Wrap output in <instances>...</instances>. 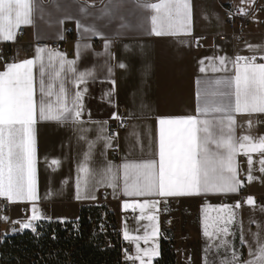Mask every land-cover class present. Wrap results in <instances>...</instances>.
I'll return each mask as SVG.
<instances>
[{"label":"crops","instance_id":"crops-1","mask_svg":"<svg viewBox=\"0 0 264 264\" xmlns=\"http://www.w3.org/2000/svg\"><path fill=\"white\" fill-rule=\"evenodd\" d=\"M159 0H32L33 24L22 25L25 33L21 40L16 39L0 43H7L11 47L13 60L19 62L34 58L36 49L44 51L47 74L55 75L59 64L53 55V63L48 64L50 53L64 54L67 60L76 62L78 71H92L96 79L89 78L86 84L80 85L87 89L83 93V113L81 122L74 125L71 121L57 123L45 121L37 116L33 125L35 168L37 194L36 207L42 213L40 221H75L79 210L87 205H104L116 216L120 238L134 254L135 247L129 240H125L124 231L130 236L143 237L145 231L151 233V222L147 219H137L140 209L133 211L124 209L125 201L158 200L157 209H145L146 215H155V222L159 229L160 219L168 202L181 198L190 205V217L193 224L187 228L191 233L190 253L193 254L192 264H224V260H231L232 247L241 260L250 259V245L254 251L257 247L253 234H258L264 242V208L263 203L255 206L243 205L235 209V224L231 226L234 233L228 237L232 242L228 251L221 247L219 250L210 247L215 240L210 241L203 235L202 208L211 217H216L220 209L212 206L224 205L213 197L226 194H201L184 197H126L123 195V171L119 166L125 161H141L155 159L158 161V117L199 116L197 112V81L213 80L230 75L229 73L211 71V61L200 60L205 57L226 55L234 58L236 55L257 56V62H264L259 57L264 55V8L257 11L250 9L253 21L249 27V34L243 42L236 43L231 38L219 40L217 38L205 40L201 50L193 48V38L197 35L218 34L227 30L224 23L222 9L225 4L241 7L240 0H191L192 19L191 34L166 35L157 37L151 34V9L141 7L143 4L158 3ZM257 0H255L256 4ZM264 5V0H261ZM254 4V5H255ZM247 7V5H244ZM81 7L87 12L82 13ZM260 20H263L261 23ZM63 21V23H61ZM77 21L84 27H95L104 38L92 36L84 32V28H77ZM71 26L79 33V40L65 42L66 52H49L42 45H33V41L63 40L64 27ZM105 38L109 42V49L104 48ZM99 41L100 45H96ZM79 44V48L77 47ZM89 45L90 47H85ZM248 45L254 46L249 50ZM127 46V47H125ZM114 54V57L113 55ZM124 63L121 69L118 64ZM218 63V62H217ZM5 62L0 66L3 70ZM206 67L201 73L200 67ZM111 67V74L108 68ZM231 70V65L228 66ZM36 85V98L39 99V61L33 68ZM71 73H62L61 78L71 92L76 89L71 80ZM115 81V86L109 82ZM59 84L54 82V91H58ZM111 90L110 95H106ZM55 99V97H53ZM212 99V98H210ZM118 112L121 117L129 120V126L119 132L118 137L112 138V147L105 149L102 137L107 136V128L112 119V113ZM131 118H129V114ZM235 120L234 136L239 139L243 135L254 138L264 136V113H231ZM222 114L209 113L204 119H220ZM104 122H107L104 124ZM250 122V123H249ZM227 121L225 120V125ZM103 125V128H101ZM134 126V128H133ZM135 135H130L131 132ZM83 135L85 139H80ZM88 141L94 143L91 149L89 167L99 171L107 164H112L117 174L114 189L99 187L96 199H76L77 165L83 161L84 153L89 152ZM253 157V175L258 180L247 182L250 192L257 193L264 190V175L259 171V154L251 153ZM57 160L58 164L52 161ZM242 169L241 176L247 172V159L237 156ZM233 195V194H227ZM201 197H212L207 204H200ZM13 203V202H12ZM11 210L14 221H26L32 215L30 202H15ZM209 207H205V206ZM234 205V204H229ZM24 209V213L22 212ZM133 213V215H131ZM223 214V213H221ZM188 220L186 222H188ZM39 222V221H38ZM36 223V222H34ZM20 226V224L18 223ZM211 231V228L209 229ZM241 234L247 243L241 244ZM141 248H157L158 255L152 258L151 264L159 257L160 244L158 234L146 245L143 239L138 241ZM208 249L206 252L205 249Z\"/></svg>","mask_w":264,"mask_h":264},{"label":"snow or ice","instance_id":"snow-or-ice-1","mask_svg":"<svg viewBox=\"0 0 264 264\" xmlns=\"http://www.w3.org/2000/svg\"><path fill=\"white\" fill-rule=\"evenodd\" d=\"M240 15H248L255 0H240ZM244 5H247L245 7ZM141 7L151 9V34L157 37L191 34L192 3L191 0H159L158 3L143 4ZM80 11L87 10L81 7ZM32 0H0V40L11 41L16 31L22 25L33 24ZM230 17L233 13H229ZM63 23V21H61ZM84 28L92 36L104 38L94 26L84 27L77 21V28ZM200 38L197 37V46ZM109 42L105 38L104 48L109 49ZM79 48V44H77ZM85 47H90L85 45ZM127 47V46H125ZM254 46L248 45L249 50ZM44 49L37 48L34 58L19 62H5L0 70V198L9 202L32 203L31 213L26 221H12L19 223L20 229H31L34 233V222L40 221L41 211L36 207L37 194L35 148L33 125L37 116L45 121L63 123L71 121L74 125L81 122L84 109L83 93L80 85L86 84L88 79H96L92 71H78L76 62L67 60L64 54L50 53L48 64L53 63V55L59 64L55 75L47 74L46 65L41 53ZM114 57V54H112ZM264 60V55L259 57ZM39 61V99L36 98V85L33 68ZM211 61L209 65L214 73H229L224 77L213 80L197 81V112L199 116L207 117L209 113L222 114L220 119H201L199 116L158 117V161L155 159L141 161H125L119 168L123 171V195L126 197H184L201 194H239L244 187V181L253 182L259 177L253 175V157L251 153L260 156L258 171L264 175V136L254 138L243 135L239 139L234 136L235 120L231 113H264V62H257V56L236 55L230 58L226 55L205 57L200 60ZM218 62V63H217ZM231 65V70L229 69ZM118 66L123 69L124 63ZM108 73L112 69L109 67ZM200 72H206L201 66ZM62 73H71L75 91L71 92L61 78ZM54 82H58V91H54ZM115 86V81H109ZM111 90L106 95H110ZM55 97V99H53ZM212 98V99H210ZM131 113L129 118H131ZM112 119L119 120L124 127V117L118 112L112 113ZM225 120L227 124L225 125ZM107 122H104L106 124ZM250 123V122H249ZM103 128V125H101ZM134 128V126H133ZM130 135H135L131 132ZM102 137L105 149L112 147V138ZM80 139H85L83 135ZM89 152L84 153L83 161L77 165L76 199H96L99 187L114 189L117 174L112 164L97 171L89 167L91 149L94 143L88 141ZM238 155L247 157V172L241 176L242 169L237 161ZM58 164L57 160L52 161ZM160 201L143 200V202L125 201L123 208L140 209L139 220L147 219L151 222V233L145 231L143 237L130 236L124 231L125 240H129L135 247L134 254L126 251V260L131 264H151L152 258L158 255L157 248H141L138 241L143 239L147 245L152 237L158 234L155 215H146L145 209H157ZM252 196L243 201L237 200L234 205L212 206L220 209L216 217H211L202 208L203 235L215 242L210 247L217 250L223 247L227 252L232 242L228 239L234 235L231 226L235 224V209L243 205L255 206ZM209 207V206H205ZM264 211V208L261 209ZM223 213V214H221ZM5 222L9 218L0 217ZM63 222V220H61ZM211 228V231L209 230ZM257 247H250V259L241 260L232 247L231 260L225 259L224 264H264V242L258 234H253ZM241 244L247 243L241 234ZM207 252L208 249L206 248Z\"/></svg>","mask_w":264,"mask_h":264},{"label":"trees","instance_id":"trees-1","mask_svg":"<svg viewBox=\"0 0 264 264\" xmlns=\"http://www.w3.org/2000/svg\"><path fill=\"white\" fill-rule=\"evenodd\" d=\"M43 223L35 233L23 230L0 243V264H119L124 242L116 217L104 205L82 206L77 220L62 222L64 230L60 221ZM166 257L160 247L154 263L163 264Z\"/></svg>","mask_w":264,"mask_h":264},{"label":"built area","instance_id":"built-area-1","mask_svg":"<svg viewBox=\"0 0 264 264\" xmlns=\"http://www.w3.org/2000/svg\"><path fill=\"white\" fill-rule=\"evenodd\" d=\"M261 0H257L254 8L258 11L264 8V5L260 3ZM240 7L232 5V4H225L223 6V18L225 23L228 26L227 33L219 34L218 38L224 40L226 38V34L232 37L234 42L240 43L243 42L249 34V26L253 21L252 12L249 11L248 15H240L239 13ZM233 13L230 17L229 13ZM262 23L263 20H260ZM25 33V27L21 26L16 31V39L21 40ZM65 38L63 40H45V41H33L32 46L35 45H42L45 49L49 52L52 51H59V52H66L71 54L70 51L67 50L65 47V42L70 40H79L80 36L79 33L71 26L64 27ZM199 37V46H197L196 38ZM210 37L213 39L215 37L214 34L204 36V35H197L193 38V48L195 50H201L205 46L206 38ZM96 45H100V42L97 41ZM13 53L11 51V47L7 43H0V66L4 62H9L13 60ZM125 118V117H124ZM129 126V120L127 118L124 119V127L120 126L119 120H113L109 123L107 128V136H112L113 133L121 132L125 130ZM118 136L113 137V139L117 138ZM241 158L247 159L246 156L241 155ZM252 196L255 201L259 203L264 202V190L252 193L250 192L249 186L247 181H244V187L239 192V194L233 195H223L213 197L217 199L221 204L229 205L235 204L237 200L243 201L246 197ZM201 203H205L209 201L212 197H201ZM13 203L7 201L5 198H0V217L6 216L9 218L8 222H5L3 219H0V227H3V230L0 231V243L7 241L8 243L11 242V238L21 233L23 230H31V229H20L18 223L13 224L11 218V210L13 207ZM22 212L24 213V209L22 208ZM133 215V213H131ZM190 215V207L186 204V202L181 198L172 199L168 202L165 206L164 212L160 219V225L158 229V240L160 243V247L162 251L167 254V257L163 264H180L182 258H184V254L190 253L191 247V233L189 230L185 228V220ZM105 218H103V222ZM64 222V221H63ZM62 223V222H61ZM36 230L41 229L44 226L43 221H39L34 223ZM77 229V225H75ZM60 230H64L65 225L64 223L60 224ZM53 237V235H52ZM126 251L131 253V249L122 244L119 252V264H131L130 261L126 260ZM181 257V258H180ZM180 259V261H179ZM182 262V261H181ZM188 263V262H187Z\"/></svg>","mask_w":264,"mask_h":264},{"label":"rangeland","instance_id":"rangeland-1","mask_svg":"<svg viewBox=\"0 0 264 264\" xmlns=\"http://www.w3.org/2000/svg\"><path fill=\"white\" fill-rule=\"evenodd\" d=\"M233 5V4H232ZM255 6V5H254ZM222 15H223V11H222ZM224 19V18H223ZM224 23H225V20H224ZM225 25H226V28H227V30H228V26H227V24L225 23ZM250 27V26H249ZM227 30L225 31V32H222V33H218V34H214L215 35V37L214 38H217V39H219L218 38V35L219 34H225V33H227ZM248 30H249V28H248ZM209 35H212V34H209ZM24 36V35H23ZM204 36H208V35H204ZM231 38L232 39V37L231 36H229V34H226V38L225 39H227V38ZM213 38V39H214ZM208 39H211L210 37H208ZM224 39V40H225ZM219 40H221V39H219ZM233 40V39H232ZM234 41V40H233ZM201 199L202 198H200L199 199V203L200 204H207L209 201H207V202H205V203H201ZM186 204L190 207V205H189V203H187L186 202ZM107 209V208H106ZM107 211H109V209H107ZM110 212V211H109ZM115 216V215H114ZM116 217V216H115ZM189 217V216H188ZM187 217V218H188ZM188 219H186L185 220V223H184V225H185V228L187 229V230H189L188 228H187V223H189V226L191 227L192 226V224H193V218L192 217H190V219L188 220V222H186ZM3 229V227H0V230H2ZM192 241V240H191ZM160 244V243H159ZM160 253V252H159ZM159 256H160V254H159ZM159 258V257H158ZM181 258V257H180ZM192 259H194L193 258V254H192V252L191 253H186V254H184V258H182V262L180 261V259H179V261H180V264H192V262H193V260ZM188 262V263H187ZM156 264H158V263H156Z\"/></svg>","mask_w":264,"mask_h":264},{"label":"bare ground","instance_id":"bare-ground-1","mask_svg":"<svg viewBox=\"0 0 264 264\" xmlns=\"http://www.w3.org/2000/svg\"><path fill=\"white\" fill-rule=\"evenodd\" d=\"M258 11V10H257ZM66 27V26H65ZM185 201V200H184ZM3 230V229H2ZM2 230H0V231H2Z\"/></svg>","mask_w":264,"mask_h":264}]
</instances>
